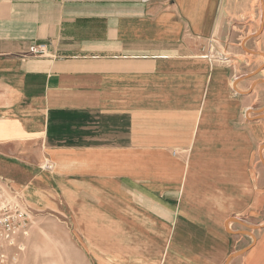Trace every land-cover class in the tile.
Masks as SVG:
<instances>
[{"label":"crops","instance_id":"1","mask_svg":"<svg viewBox=\"0 0 264 264\" xmlns=\"http://www.w3.org/2000/svg\"><path fill=\"white\" fill-rule=\"evenodd\" d=\"M229 3L0 0V156L22 165L15 181L60 184L114 213L126 206L160 224V254L180 215L208 202L201 184H258L259 137L229 128L250 88L239 81L229 95L235 70L207 54ZM226 196L223 223L248 206ZM234 224L226 239L210 232L220 253L242 235Z\"/></svg>","mask_w":264,"mask_h":264},{"label":"rangeland","instance_id":"2","mask_svg":"<svg viewBox=\"0 0 264 264\" xmlns=\"http://www.w3.org/2000/svg\"><path fill=\"white\" fill-rule=\"evenodd\" d=\"M229 1L228 11L216 14L218 27L207 54L235 70L237 80L229 82V95L240 94L239 81L250 88L243 93L250 95L249 109L229 128L259 137L254 154L255 167L260 168V177H254L258 184H201V197L208 202L197 204L193 217L184 214L190 220L180 215L179 234L165 236L160 254L157 222L124 205L118 213L111 212L107 205L95 204L93 196L88 203L84 197L64 196L60 184H18L14 177L22 165L0 156V264H264V0ZM254 124H260L259 131ZM213 147L221 146L217 142ZM228 192L248 206L244 214L223 223L219 216ZM232 223L242 235L233 238L230 252L220 253V236L210 232L216 229L226 239L224 228L230 232Z\"/></svg>","mask_w":264,"mask_h":264},{"label":"built area","instance_id":"3","mask_svg":"<svg viewBox=\"0 0 264 264\" xmlns=\"http://www.w3.org/2000/svg\"><path fill=\"white\" fill-rule=\"evenodd\" d=\"M29 54L30 55L44 56L45 55V51H44L43 47L32 46V47L29 48Z\"/></svg>","mask_w":264,"mask_h":264},{"label":"water","instance_id":"4","mask_svg":"<svg viewBox=\"0 0 264 264\" xmlns=\"http://www.w3.org/2000/svg\"><path fill=\"white\" fill-rule=\"evenodd\" d=\"M240 253H241V252L237 253V255L240 254Z\"/></svg>","mask_w":264,"mask_h":264}]
</instances>
